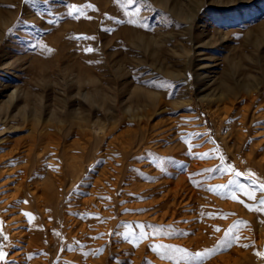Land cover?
I'll return each mask as SVG.
<instances>
[{
  "label": "rangeland",
  "instance_id": "obj_1",
  "mask_svg": "<svg viewBox=\"0 0 264 264\" xmlns=\"http://www.w3.org/2000/svg\"><path fill=\"white\" fill-rule=\"evenodd\" d=\"M69 5L76 6L72 15L68 14ZM135 7L140 8L137 24L146 27L126 22L129 17L125 12ZM259 81V96L252 108L255 115L264 112V0H136L129 6L120 0H0V138L9 135L12 140L31 132L21 130L19 115L5 117L24 107L40 112L39 116L29 115L30 120L46 122L54 111L55 121L73 130L80 115L94 119L100 108L113 111V100L122 121L121 106L136 104L138 99L142 102L143 97L136 96L149 91L165 103L156 119L162 121L159 127L166 128L168 135L165 140L153 141L152 147L178 149L184 171L191 170L190 184L198 176L195 184L204 198L210 182L220 188L222 181L244 171L227 149L235 142L229 135L230 125L239 117L233 113L223 118L219 108L228 103L223 96L211 103L201 96H218L224 91L230 96L234 92L238 94L233 95L235 99L244 104L240 86ZM14 88L20 93L8 108L5 101ZM102 94L105 105L98 101ZM84 126L85 132L95 133ZM261 126L264 128V123ZM95 130L101 133L99 128ZM103 151L99 150L110 160L112 156ZM199 161L204 162V168L194 166ZM98 175L99 170H91L86 177L89 187ZM139 180L147 182L146 178ZM128 182L131 179L126 175L117 197L129 195L124 188ZM239 183L243 189H255V183L244 177ZM226 190L244 201L241 206L247 212L259 207L264 225V205L259 203L264 191L260 189L259 198L252 203L240 189ZM213 194L225 199L219 192ZM120 203L130 200L123 198ZM239 228L257 238L253 223L243 222ZM115 234L109 235V244L91 254L99 258L108 248L107 264H132L123 261ZM255 243L247 247L251 263L264 264V245ZM6 263L4 256L0 264Z\"/></svg>",
  "mask_w": 264,
  "mask_h": 264
},
{
  "label": "bare ground",
  "instance_id": "obj_2",
  "mask_svg": "<svg viewBox=\"0 0 264 264\" xmlns=\"http://www.w3.org/2000/svg\"><path fill=\"white\" fill-rule=\"evenodd\" d=\"M261 84L240 86L244 104L235 99L233 91L230 96L225 91L218 96H201L207 103L223 96L228 101L219 108L223 118L233 113L239 117L229 131L235 142L226 147L244 171H236L239 175L222 181L220 188L210 182L214 191L203 193L204 198L195 184L198 176L190 184L191 170L184 171L178 149L152 147L153 141L168 136L166 128L159 127L162 121L156 119L165 103L154 93L136 96L143 97L144 104L137 98L136 104L121 106L122 121L113 100V111L100 108L94 119L80 115L73 130L55 121L52 115L57 114L52 108L46 122L30 120L29 115L40 112L25 107L18 114L5 115L8 119L19 115L21 130L31 131L12 140L9 135L0 138V248L6 264H107L108 248L96 259L91 253L109 244L113 232L120 241L123 261L132 264H253L247 247L253 242L264 245L263 216L259 207L247 212L241 206L244 201L236 197L239 202H235L226 188L253 191L239 183L244 177L255 183V199H248L255 203L260 196L264 184V112L255 115L252 108ZM19 93L14 88L8 95V108ZM104 100V94L98 96L102 105ZM84 125L95 133L85 132ZM101 149L112 158L107 161ZM104 160L107 163L100 166ZM86 163L90 168L85 169ZM91 170H99V175L89 187L86 177ZM126 175L131 179L124 186L129 195L117 197ZM214 192L225 199L216 198ZM123 198L130 203H120ZM184 204L191 205L181 208ZM243 222L253 223L257 238L239 228ZM213 248L217 251L210 256L197 255Z\"/></svg>",
  "mask_w": 264,
  "mask_h": 264
},
{
  "label": "snow or ice",
  "instance_id": "obj_3",
  "mask_svg": "<svg viewBox=\"0 0 264 264\" xmlns=\"http://www.w3.org/2000/svg\"><path fill=\"white\" fill-rule=\"evenodd\" d=\"M120 2H122L125 6H129V5H134L136 3V0H120ZM69 15L73 14V10L75 9L76 6L74 5H69ZM140 13V8L139 7H135L132 8L130 11H126L125 15L129 17V19L126 21L127 23H131V24H136L137 26L140 27H146V25L140 23L137 24L136 21V17L139 16ZM86 51H92V49H87ZM167 85L165 84H160L159 87H166ZM221 159H223V157H221ZM163 160H161V167H163ZM229 169H225V171H228ZM236 175H239V173H236ZM222 187V186H221ZM261 187V191H264V186H260ZM210 191H214V189H210ZM245 195H247L249 197V199H255L254 196V190L253 191H245ZM236 197L233 196V199H235ZM259 203L261 205H264V199H260ZM3 239H7V237H3ZM217 251L216 248L210 249V250H206L203 253H198L197 255H201V256H210L212 254H214ZM5 256V253L3 251H0V260H3Z\"/></svg>",
  "mask_w": 264,
  "mask_h": 264
}]
</instances>
